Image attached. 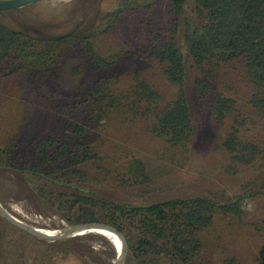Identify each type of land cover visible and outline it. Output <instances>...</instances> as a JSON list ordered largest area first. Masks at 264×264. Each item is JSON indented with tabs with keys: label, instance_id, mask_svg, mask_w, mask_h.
I'll return each mask as SVG.
<instances>
[{
	"label": "trees",
	"instance_id": "16d2710c",
	"mask_svg": "<svg viewBox=\"0 0 264 264\" xmlns=\"http://www.w3.org/2000/svg\"><path fill=\"white\" fill-rule=\"evenodd\" d=\"M155 7L165 14L156 18ZM101 14H87V25L61 39L34 36L0 22V77L49 76L73 56L92 72L87 89L78 87L72 95L48 91L65 119L63 133L0 143V168L20 174L66 221L86 213L121 217L133 264H215L207 235L217 209H228L231 200L253 201L264 191V140L242 137L240 102L219 89L216 78L222 70L241 77L246 104L264 120V0H119L98 23ZM115 29L121 45L100 55L95 44ZM126 58L155 63L174 94L168 98L143 80L119 91L110 82L119 78L115 71ZM188 72L200 115L216 125L229 122L212 151L226 158L221 169L236 187L230 199L210 189L161 198L159 169L133 155L127 142L106 136L112 116L123 109L127 116L120 123L149 120L150 131L169 148L188 150L195 138ZM94 223L110 226L93 218L76 226ZM67 241L39 243L36 255L66 260L76 253ZM220 264L245 262L239 255L224 254ZM247 264H264V242Z\"/></svg>",
	"mask_w": 264,
	"mask_h": 264
},
{
	"label": "rangeland",
	"instance_id": "374dc122",
	"mask_svg": "<svg viewBox=\"0 0 264 264\" xmlns=\"http://www.w3.org/2000/svg\"><path fill=\"white\" fill-rule=\"evenodd\" d=\"M118 1L43 0L23 9L0 12V22L11 29L26 31L34 36L55 38L74 29L78 30L84 23L87 25V14L93 18L101 12L97 17L98 23H101L107 12L114 11ZM152 14L160 18L165 13L155 7ZM117 34L119 33L115 29L99 38L95 49L100 55L106 56L117 51L121 45ZM70 59L67 65L53 68L49 76L35 75L27 78L10 74L0 77V143L5 144L13 138L31 139L63 133L65 119L57 112V100L48 98V91L55 90L72 95L77 92L78 87L87 89L89 75H92L87 63L74 56ZM115 72H118L119 78L113 79L110 84H118L119 91H126L136 80H143L168 98L174 94V86L165 81L153 62L126 58L119 62ZM216 78L218 88L240 102L237 116L242 121V137L263 141L264 120L254 116L246 104V82L230 70L220 71ZM193 79V75L188 72L186 92L195 120V138L188 150L169 148L163 139L157 138L150 131L149 120L120 123L127 116L123 109L112 116L106 136L121 143L127 142L133 155L148 159L154 169H159V183L164 185L159 191L161 198L210 189L218 190L223 199L225 196L230 199L236 192V187L230 185L232 178L221 169L226 158L223 154L212 151V144L220 136L226 135L229 122L216 125L209 122L206 116L200 115L195 102ZM41 84L43 87H40ZM37 93L42 96L39 98ZM0 201L20 220L47 232L61 230L68 222L45 200L34 194L20 174L9 169L0 168ZM229 203L231 204L228 209H217L214 215L207 235L209 250L215 264L221 263L224 254L239 255L247 264L254 259L264 242V191L253 201L240 204L231 200ZM98 214L112 216L126 234L121 217L107 213ZM117 218L121 223L117 222ZM89 233L94 235L87 236ZM89 233L67 239V245L76 247V253L59 261L55 257L48 259L37 256L39 243L43 242L0 218V264H102L111 250L112 240L103 232ZM120 253L121 249L113 251L109 264H117ZM123 264H133L128 251H124Z\"/></svg>",
	"mask_w": 264,
	"mask_h": 264
},
{
	"label": "water",
	"instance_id": "95a60500",
	"mask_svg": "<svg viewBox=\"0 0 264 264\" xmlns=\"http://www.w3.org/2000/svg\"><path fill=\"white\" fill-rule=\"evenodd\" d=\"M43 0H0V12L4 11H15L19 9H23L26 7H29L31 5H34L38 2H41ZM115 10V9H114ZM76 29L73 31L64 34L56 36L54 39H61L65 38L67 36H70L75 32ZM0 218H2L5 222H7L9 225L15 227L16 229L24 232L25 234L34 237L35 239L43 242V243H54L57 241H63L67 240L65 238V234L67 232H70L79 222V220L83 219H101V221H105L109 223L111 227V232L113 235L117 236L120 242V247H124V251L127 252V240L125 237V231L119 227L113 220L112 216H100L98 213H86V214H80L76 217L72 218L70 221L67 222L65 226L61 228V230H56L55 232H39L33 228V226L25 223L24 221L17 218L13 213L8 211L1 203H0ZM85 234V233H84ZM83 235V234H82ZM80 236V235H78ZM112 242V247L110 252L105 256L104 261L102 264H109L110 257L113 251L118 250L119 246L114 241ZM113 250V251H112ZM122 264H123V257H122Z\"/></svg>",
	"mask_w": 264,
	"mask_h": 264
},
{
	"label": "bare ground",
	"instance_id": "6f19581e",
	"mask_svg": "<svg viewBox=\"0 0 264 264\" xmlns=\"http://www.w3.org/2000/svg\"><path fill=\"white\" fill-rule=\"evenodd\" d=\"M33 228L35 230L39 231V232H44L45 231V230H42V229L34 227V226H33ZM89 232H103L112 241H114L117 244V246H119L118 249L119 250L121 249L120 257L118 259L117 264H122V257H123V254H124V247L123 246L120 247L119 239L117 238V236L112 234L111 227L108 226V225L94 223V224H88V225L75 227L70 232H67L65 234V238L71 239V238H74V237H76L78 235H82L84 233H89Z\"/></svg>",
	"mask_w": 264,
	"mask_h": 264
}]
</instances>
